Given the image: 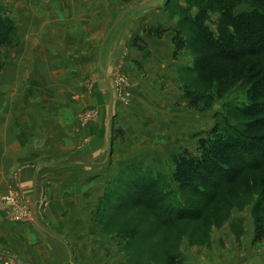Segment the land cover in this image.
<instances>
[{"label":"rangeland","instance_id":"1","mask_svg":"<svg viewBox=\"0 0 264 264\" xmlns=\"http://www.w3.org/2000/svg\"><path fill=\"white\" fill-rule=\"evenodd\" d=\"M143 1L0 0V264H163L167 255L186 264L190 246L206 247L216 238L224 247L222 237H214L221 230L225 241L241 245L245 227L254 238L264 219V163L231 182L222 176L226 167L242 168L241 157H262V56L219 59L195 22L201 16L217 36L224 9L244 13L262 4L162 1L127 13L101 48L121 10ZM146 28L163 30L148 35L163 55L154 72L156 60L146 61L151 47L138 35ZM177 32L186 44L175 52ZM139 84L145 85L140 99ZM193 96L198 109L188 105ZM136 101L142 111L132 127ZM222 136H238L248 149L239 158L225 150L224 167H211L195 176L194 187L181 188L174 155L185 149L202 158ZM140 138L165 154L134 149ZM141 160L159 171L135 172ZM95 173L100 177H89ZM236 215L243 218L235 223ZM90 228L98 253L80 255L73 245L89 238Z\"/></svg>","mask_w":264,"mask_h":264},{"label":"trees","instance_id":"2","mask_svg":"<svg viewBox=\"0 0 264 264\" xmlns=\"http://www.w3.org/2000/svg\"><path fill=\"white\" fill-rule=\"evenodd\" d=\"M254 4H262V9L255 8L249 9L246 12L234 13L230 8L222 11L221 20H226L221 23L218 35H213L207 31V27L203 26L201 22V16H198V20L195 22L199 27V32L203 34L205 40L206 49L212 53V55L218 57L221 60L230 61L237 59L239 55L249 52L251 54L262 56L260 64H264V0H252ZM223 26V27H222ZM232 27L233 30L230 29ZM145 31L148 35L161 36L163 33L162 29H151L146 28ZM173 43L175 44V52L184 48V39L181 38L179 32L173 37ZM232 44H231V43ZM225 88H229V81H223ZM199 97H190L188 105L191 108H200ZM209 103L201 108L207 109ZM260 112V111H256ZM261 114V113H258ZM264 119V118H263ZM255 122V121H254ZM252 122V123H254ZM256 123H258L256 121ZM216 128L213 132H216ZM246 141L240 139L238 136L233 137H219L217 141L210 144V146L203 149V156L199 158L194 156L189 150L183 149L178 154L174 155V180L179 184L181 188L187 189L188 187H194L193 179L203 171L210 170L211 167L218 169L224 167L226 162L225 150H231L235 153V157H241V153L248 149ZM261 152V159L253 158L249 161H245L241 157L242 168H231L226 167V176L223 174L222 180L224 182H231L234 176L240 174L243 169H258L264 163V148L258 145L257 147ZM230 170H229V169ZM231 171V172H229ZM193 213V210L190 211ZM196 214V213H195ZM163 221V220H162ZM256 232L253 240L262 241L264 240V219L258 221ZM163 264H183L180 258L173 255H167L166 260Z\"/></svg>","mask_w":264,"mask_h":264},{"label":"crops","instance_id":"3","mask_svg":"<svg viewBox=\"0 0 264 264\" xmlns=\"http://www.w3.org/2000/svg\"><path fill=\"white\" fill-rule=\"evenodd\" d=\"M155 10V9H152ZM151 12V11H148ZM141 15V16H140ZM137 15L135 18H133L132 20V24H134L135 21H137L138 18L142 17V14ZM130 26V25H129ZM128 26V28H129ZM140 36V38L144 41L145 44H147L148 46H150L151 50H150V55L146 57V61L150 62V61H155L156 62V69H154L152 72H154L155 70H160L159 67H157V65L160 66L159 61L160 59L158 57H162V52L161 49H159L158 47V39L157 38H152L150 36H148V34L146 32H141L138 34ZM157 42V43H156ZM155 45V46H153ZM157 45V46H156ZM161 47V46H160ZM172 45L168 44L164 46V50L167 49L168 51H171ZM142 53V52H141ZM160 54V55H159ZM161 67V66H160ZM163 70H167L166 68L162 67ZM145 86L144 84H139V85H135V87L139 90V92H136L138 96V98H143V90H141L142 88L144 89ZM145 91V90H144ZM134 98H132L133 100ZM145 101V100H143ZM139 101H136V103L134 102L132 105L135 106L133 108V113H132V117L133 119L131 120V124L132 127L135 126L136 124H138V121L134 118H138L140 117V112L142 111L139 107L137 106V103ZM166 102V101H165ZM164 104V103H163ZM162 103H160L159 105H161L160 107H158L159 109L162 108ZM165 106H167V108L170 110V103L166 102V104H164ZM139 110H138V108ZM157 116V120H159L157 123L161 122L160 117ZM188 137V136H187ZM187 137L185 138L184 136L181 137V142L183 143L182 140L187 139ZM157 138L156 137L155 140L157 142ZM185 138V139H184ZM134 141L139 142V145L137 147H135L134 149H137L139 152L143 151L145 152L144 155L147 156L149 154H151V152H153L154 154L158 155H164L165 151L161 150V149H152L151 146H153V143L151 144H146L145 140H142V138L140 139H134ZM161 148L162 147H166V146H162L160 145ZM148 147V148H147ZM174 141L171 139V143H170V147L169 150L171 151L172 149L174 150ZM184 147V144H183ZM133 149V150H134ZM150 152V153H149ZM139 163V162H138ZM141 168V169H140ZM147 168V169H146ZM150 168V170H149ZM160 167H158L155 164L152 163H148V162H142L139 163V165L135 166V172H137L139 170L140 172H144V171H150L152 173H157V171H159ZM138 173V172H137ZM97 176L100 177L99 173H95L90 175V178H96ZM91 193V192H90ZM91 202L93 201L94 197L90 198ZM96 199V198H95ZM247 212V211H245ZM243 214H246L243 212ZM85 218H87V213H84ZM89 217L88 222L91 224H95V220H94V215H92V211L90 210L89 213ZM247 215V214H246ZM235 223L239 222L243 216H235ZM75 220L78 221V219L75 218ZM83 221V218L81 216L80 218V222ZM246 225H249V221ZM250 226V225H249ZM248 228L245 227V236L246 238V242L244 245L239 244V242L234 241V239H226V241L223 239L224 234L222 233L224 230H221V232L217 235L215 234L214 237H222V240L225 242L224 247H220V243L221 241H217L216 238H212L210 240L211 245H206V247H199V246H190L184 255L185 258V263L186 264H264V242L261 243H254V241L252 240L253 238V232L248 231ZM91 232V235H89V238H85V239H81V241L75 246H74V250L75 252H79V254L81 255L84 252V255L86 254L87 256H93V255H97L98 253V247H94L96 246L95 244L98 243V239H97V235H96V231L94 230V228H90L89 229ZM218 232V231H217ZM88 237V236H87ZM212 249L211 251H208L207 249ZM87 252V253H86ZM65 253V252H63ZM62 257H68L69 253L68 251L65 254L61 255ZM51 257V256H50ZM53 258V257H51Z\"/></svg>","mask_w":264,"mask_h":264},{"label":"water","instance_id":"4","mask_svg":"<svg viewBox=\"0 0 264 264\" xmlns=\"http://www.w3.org/2000/svg\"><path fill=\"white\" fill-rule=\"evenodd\" d=\"M162 1H167V0H145L139 4H136L135 6H130L127 7L123 10H121V12L119 13V16L111 23L110 27H109V31L107 32L105 38L103 39L102 43H101V48L104 46V42L106 41V38L110 35V33L113 31V28L118 25L119 23H121V21L123 20V18L127 15V13L129 12H141L143 10L149 9L154 5L159 4Z\"/></svg>","mask_w":264,"mask_h":264}]
</instances>
